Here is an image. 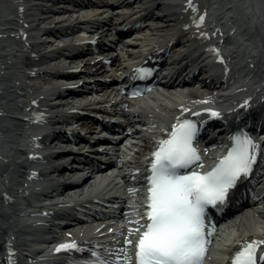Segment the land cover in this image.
I'll return each instance as SVG.
<instances>
[{"label":"bare ground","instance_id":"1","mask_svg":"<svg viewBox=\"0 0 264 264\" xmlns=\"http://www.w3.org/2000/svg\"><path fill=\"white\" fill-rule=\"evenodd\" d=\"M136 1L138 0H114L111 2L112 4L104 6L107 8L114 6L113 9L117 12V14H120L118 16L119 19L123 18L125 20L133 21L132 19L136 17L135 15L141 16L140 22L138 21L139 30L135 32V35H138L141 39H139L140 41H132V45L134 47L133 49L135 50L144 47L146 51H148L150 49V46L153 45V43L159 44L160 42L161 44H166V42H168L167 37L170 33V29L173 26L175 28L173 27L174 32L172 33L174 34L172 37H174L175 34H181L182 36L183 33L187 32L184 36L185 38H187V43L194 42L198 43L199 45H203L206 42L212 43L215 41V43L217 44V42L221 40V37L226 38L227 36H230L229 29L226 30V25L224 24H228V22L223 21L221 23L222 28L225 29L222 34L218 32L216 36H211L213 32L216 33L217 31L213 29V26L211 25L212 23L209 22L210 20L208 18L211 17L212 19H216L214 23L218 24L219 21L223 19L234 17V13H237L238 10L240 13H237L238 15L236 17H239L240 15V18H238V20H236V18L234 19L238 21L240 25H242L241 29H243L244 31L242 35L244 36L245 45L249 44L250 46L251 43L255 44L257 38H260L259 33H264V20L260 19L259 14L255 13V10H260V15L264 16V0H246L247 2H249L248 7L252 12V16H254L256 20L254 21L256 25L255 28L259 32L252 30L251 26H249V22L247 18H245L247 14L246 12H244L245 10L243 8L233 10L232 8L230 9V7L224 8L223 6H217L218 8L214 9V0H210V4H208L209 0H169V3L167 5H165L166 3L164 4L163 1L157 0L155 4H137L136 6L140 7L135 11L131 2L135 3ZM143 1L144 0H139L138 3H142ZM202 1H205L207 5H210V8H212L211 13L207 9H204L205 5L203 6V4L201 3ZM154 6H159L160 12L155 13L153 11ZM129 8H132V10L129 11ZM37 9V7H32V3L29 0H0V139L2 140V143L0 145V178L2 181L6 178L9 179V175H12L13 167H15L18 172L22 171V179L25 177V173L28 176V173L25 172L24 169L28 163L30 157L29 155L31 152H28L24 148V146L31 147V145H34V143H39V140L34 139L36 138L34 137V134H36L38 130L37 127L40 123L45 124V126L47 124L49 125L53 123V118L49 117V115L43 111L44 108L42 106L44 104L43 102L45 101L42 99L47 93V90H45L41 85H39L38 81H33V79H35L34 76H37L38 74V70L34 68V65L35 62L38 61L37 58L39 59V57H41V55L39 54L41 53L42 44L34 43L30 46L25 44V42L22 40L26 33L29 34V39L32 38L30 35H36V30H33V22L35 21V14ZM18 10H20V13L18 12ZM84 10H86L85 12L88 11V9L86 8ZM92 12L98 11L93 10ZM242 13L243 16H241ZM202 15L205 18L203 23L198 25V27H189L187 28V30L183 29L182 31H180L182 26L184 27L183 24L182 26L177 25L180 24L181 20L184 21L186 18L188 21L192 22L193 26L196 24L195 21L198 20L199 17ZM225 16H228V18ZM144 18H146V20L148 21H143ZM141 21L143 22L142 24ZM163 21L165 22L164 24L162 23ZM156 24H158L159 26L156 27ZM83 31L84 30H81V32L78 31L76 33H78L79 35V33H83ZM75 42H77V40ZM174 43L175 42H172L171 44L168 43V45L172 47ZM216 44L214 46L215 49H217ZM173 49L175 50V52H177L175 53L174 59L180 58L182 56H188L187 51L184 52V54L180 53V51L182 50L180 46H176ZM237 51L238 50H236L235 52ZM239 53L240 60H242L240 62L242 63L241 71H247L246 64L255 62V64H252V66H254V69L261 70L260 73H262V75L264 76V51L254 50L253 52H248L246 51V49H243L242 51L240 50ZM136 54H138V52ZM28 56H31L32 58H28ZM128 58L130 60H133L134 62L132 64H134L135 60L139 57H132L129 55ZM121 59L122 58H119L117 56L112 64L117 68L118 71H122L126 68V65L123 64V61L121 62ZM248 71L249 73H247L249 75L253 73V69ZM101 72L102 70L100 72H97V74L91 75L89 77H93L95 78L94 80L97 81L101 78V76L99 75H103V72ZM233 75L236 76L235 73H233ZM228 76H230V74H228ZM184 85L188 88V86L191 84L187 82ZM239 85L240 86L237 87L238 90H241L246 85H249L248 88L251 87V90L245 88V90L248 89V93L246 94L250 97H253L256 93H259L263 90V87L259 86V90H257V92H253L252 89H255V84L254 86H250L249 83H240ZM257 85H260L259 82L257 83ZM91 88H94V86H91ZM112 96L114 97L115 94L111 92L110 95L105 97L110 98ZM79 99L80 97H78V100ZM201 99L206 100L207 98H197L194 95L169 99L161 98V100L159 101L161 102V105H171L170 107H167L165 112L162 114L153 112L148 108L142 109L141 111L132 115L125 112L122 114V116L127 122V126L125 125V127L130 128V131L133 129L134 134H136L137 138H144V147H139L140 149H138V152L136 153L138 156H128L130 158L124 160L123 163L119 165V169L126 168L125 170L123 169L124 171H122V173L124 174L123 177L127 179L128 182L133 179H136V170L141 165L140 158L144 156V153L146 151L150 150V140L155 137L157 132L159 131V133H161V131L166 130V134H162L164 135L163 137H167L168 134V137L171 136L170 133L174 130L175 127L174 116L180 115L183 117H188V119H194L193 115L199 112L200 114H195V116L202 120L217 117L213 116L211 111H206V109L208 108L202 107L198 104L197 100ZM230 99L231 98L229 97L225 101H228ZM192 100H196V102L193 103L194 101ZM209 103H211V101H209ZM87 106H94L100 109H107L105 107L106 105L103 104V102H96L93 104L89 103ZM193 107L196 108L193 109ZM184 109H187V111H185ZM262 113V109H249L246 113V117L250 121L258 120V117H260ZM36 117L37 120H35ZM145 125L152 129L151 136H146L142 134V131L140 129L141 127L139 128V126ZM125 130L127 129L125 128ZM126 132H129V130H127ZM134 146L137 147L139 145L137 144ZM25 150L26 152H24ZM5 152L8 153L4 155ZM24 153L26 154V159L23 158ZM18 155H20V157ZM261 170L263 171L264 169ZM263 176L264 174H257L256 184H261ZM20 183L22 182L19 181L18 187L16 188L12 183L9 184L10 187L9 185L8 187H5L9 189L11 188L12 193L10 192L9 195L12 196L14 199L19 198L17 195L21 197H25L26 195L25 193L27 190L24 189L25 183L24 181L22 185H20ZM1 185L2 184L0 183V186ZM9 189L7 191H10ZM245 190L246 189L240 192V199H242V201L246 199L245 193L247 192H245ZM0 191V203H2V201L7 198L8 193L7 191L3 192L1 187ZM121 193H119V195L117 196L110 195V198H114L117 200L123 199V195ZM82 199L83 198H81V200ZM108 202L110 203L111 201L108 200ZM235 203L236 199L232 201V205ZM17 205V201H14L10 205V211H4L2 207H0V264H23L19 261V257H16V254L13 253V251L20 249V251H22V254L23 251H25L24 247L26 246L25 237L20 236L22 235L25 228L24 224L20 222L21 218L17 213ZM232 205L229 206L232 207ZM251 220L252 219L245 217L241 218L238 222L234 223L233 226L236 228L237 232L234 233L233 236L229 235L230 238L228 240L224 239V241L219 244L221 246V249L223 250L224 257L221 258L219 261H213L215 264H223L227 255L234 256L235 252L243 246L244 242L251 241L253 239L264 240V227L262 225L257 224V222H255L254 220ZM4 221H10L11 225L8 223L7 227H5L3 225ZM73 238H87V235L84 233L81 235H77ZM73 238H70L69 240ZM86 244H90V246L94 248V246L91 245V242ZM108 244L112 245L113 243ZM120 245H122L123 249L128 250V244L123 243ZM93 248L88 249L93 250ZM70 252L72 251H68L66 253L69 254Z\"/></svg>","mask_w":264,"mask_h":264},{"label":"snow or ice","instance_id":"2","mask_svg":"<svg viewBox=\"0 0 264 264\" xmlns=\"http://www.w3.org/2000/svg\"><path fill=\"white\" fill-rule=\"evenodd\" d=\"M204 18L200 16L195 21L197 25L202 24ZM137 71L148 74L151 69ZM206 111L220 115L211 109ZM197 132L195 121L178 119L171 136L161 140L152 153L150 175L146 177L149 187L145 222L136 221L137 239L126 242L135 244L136 264H203L209 243L208 206L225 201L238 179L252 170L260 145L247 133H238L232 137L227 153L211 170L182 171L202 160L193 143ZM262 246L264 240L244 242L235 252L232 264H262ZM61 250L82 251L74 240L59 244L56 251ZM92 255L97 257L92 264H131L126 251L107 258L98 252ZM72 264L84 262L72 261Z\"/></svg>","mask_w":264,"mask_h":264},{"label":"rangeland","instance_id":"3","mask_svg":"<svg viewBox=\"0 0 264 264\" xmlns=\"http://www.w3.org/2000/svg\"><path fill=\"white\" fill-rule=\"evenodd\" d=\"M139 1V0H138ZM138 1H136L135 3H133L132 2V4H133V9H135L136 10V5L137 4H142V3H138ZM157 0H144L143 1V3H148V4H155V2H156ZM216 1V0H215ZM239 1V2H238ZM229 2H231V0H218V1H216V5L218 6V7H228L229 5H232L233 6V4L232 3H230L229 4ZM235 4H237V6H239V8H236V10H238V9H241V8H243V9H247V4L245 5V0H236V3ZM154 8V12H160V9H159V6H154L153 7ZM132 9V8H131ZM130 9V10H131ZM250 18V17H249ZM145 20V19H144ZM143 20V21H144ZM146 21H148V20H146ZM143 22H141V24H142ZM222 23V20H221V22H220V24ZM252 30H254V31H257L256 30V28L255 27H252ZM257 32H259V31H257ZM242 33V30H240V34ZM243 33H244V31H243ZM260 34V38H257V41H255V44H253V43H251L250 44V46H249V44H247V45H242L243 46V48L245 49V48H247V50L246 51H248V52H253L254 50H259V51H264V33H259ZM244 38V37H243ZM243 42H244V40H243ZM252 55V54H251ZM251 60V59H250ZM260 75H262V74H260ZM3 135H5V134H3ZM0 145H1V141H0ZM137 149H138V147H136ZM125 169V168H124ZM252 221V220H251ZM0 224H1V221H0ZM252 224V223H251ZM237 231H236V228H233V229H231L230 230V233L228 234V236L226 237V240H228L229 238H230V236H233V234L234 233H236ZM230 235V236H229ZM217 256H218V259L220 260L221 258H223L224 257V254L223 253H217L216 254Z\"/></svg>","mask_w":264,"mask_h":264}]
</instances>
